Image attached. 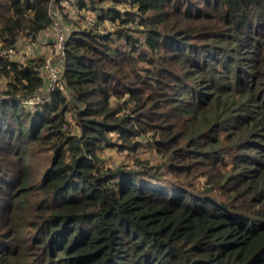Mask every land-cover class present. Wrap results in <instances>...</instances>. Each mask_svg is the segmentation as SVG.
I'll list each match as a JSON object with an SVG mask.
<instances>
[{"label": "trees", "instance_id": "obj_1", "mask_svg": "<svg viewBox=\"0 0 264 264\" xmlns=\"http://www.w3.org/2000/svg\"><path fill=\"white\" fill-rule=\"evenodd\" d=\"M52 2L0 0V264H264V0H78L28 106Z\"/></svg>", "mask_w": 264, "mask_h": 264}, {"label": "rangeland", "instance_id": "obj_2", "mask_svg": "<svg viewBox=\"0 0 264 264\" xmlns=\"http://www.w3.org/2000/svg\"><path fill=\"white\" fill-rule=\"evenodd\" d=\"M56 11L58 13L61 11L60 5L56 7ZM76 11L78 12V10ZM77 12L72 13L64 19L66 33L69 35L72 33V28L75 27L77 22H83V18L81 17V15L77 16ZM85 18L87 19L89 17ZM57 31V27L54 25V29H49L44 34L40 35L35 41L23 39L21 41V44L19 45V49L11 54V59L24 63L31 59L43 58L44 65L42 72L46 80L49 78L52 81L53 76L54 74H56V72L59 74L58 77H60V75L62 76L65 54L64 52H59L56 49V45L58 44V41L56 42ZM50 84H52V82ZM61 85L64 86V82L62 80L58 82V86H56V84L52 86L50 85L51 88L48 89L47 87V89L43 90L40 93V96L32 98L27 105L35 106L36 104L44 103L47 100L46 96H48L49 93L53 91V88H56L60 91H65V86L63 89L59 88ZM4 89L5 83H1L0 90ZM142 145L143 147H141L137 152L133 153H130L128 151H118L116 148L108 147L102 153V156L105 160L104 165L112 168L127 167L129 169H137V161L145 164L149 163V167H158L159 165H161L160 158L157 156L155 150L152 149L148 142L144 140ZM2 149L3 146H0V151ZM165 171L166 170H162V173H164ZM35 177L37 178V176Z\"/></svg>", "mask_w": 264, "mask_h": 264}, {"label": "built area", "instance_id": "obj_3", "mask_svg": "<svg viewBox=\"0 0 264 264\" xmlns=\"http://www.w3.org/2000/svg\"><path fill=\"white\" fill-rule=\"evenodd\" d=\"M77 4L78 0H53L52 5H51V11L52 15L54 17V25L57 27V38L56 42L58 41V44L56 45V49L59 52H64L65 51V45L67 40L69 39L70 35L66 33V28H65V17L71 15L72 13L77 12ZM60 5L61 11L58 13L56 11V7ZM88 20H91V18H88ZM9 56L13 54V51L9 52ZM59 74L56 72L53 76V80L47 79L48 80V89L51 88L52 85L56 84L58 86V82L62 80V76L58 77ZM50 80V81H49ZM52 82V84H50ZM51 85V86H50ZM63 85V84H62ZM60 86L59 88L63 89L64 86ZM55 86V87H56ZM56 88H53L55 90Z\"/></svg>", "mask_w": 264, "mask_h": 264}]
</instances>
